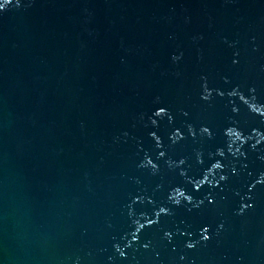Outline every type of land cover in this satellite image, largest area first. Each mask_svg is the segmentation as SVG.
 <instances>
[{
    "label": "water",
    "instance_id": "1",
    "mask_svg": "<svg viewBox=\"0 0 264 264\" xmlns=\"http://www.w3.org/2000/svg\"><path fill=\"white\" fill-rule=\"evenodd\" d=\"M0 264H264V0L6 4Z\"/></svg>",
    "mask_w": 264,
    "mask_h": 264
},
{
    "label": "snow or ice",
    "instance_id": "2",
    "mask_svg": "<svg viewBox=\"0 0 264 264\" xmlns=\"http://www.w3.org/2000/svg\"><path fill=\"white\" fill-rule=\"evenodd\" d=\"M12 2H13V0H0V10H3V8L6 4H10ZM160 111L164 112L165 110L163 107H161ZM205 131H207V129H205ZM217 167H220V165H217ZM150 223H151V221H150ZM189 246L191 247V245H189Z\"/></svg>",
    "mask_w": 264,
    "mask_h": 264
}]
</instances>
